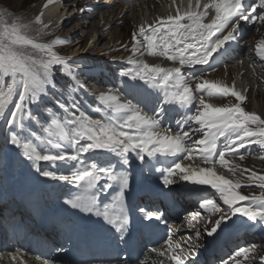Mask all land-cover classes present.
Listing matches in <instances>:
<instances>
[{
    "label": "snow or ice",
    "instance_id": "6c2138e0",
    "mask_svg": "<svg viewBox=\"0 0 264 264\" xmlns=\"http://www.w3.org/2000/svg\"><path fill=\"white\" fill-rule=\"evenodd\" d=\"M259 5L264 8V0H259ZM197 7H199V0H197ZM203 8L204 11L189 10L184 13L177 10L174 16L160 17L153 24L141 25L138 31L132 35V40L135 42L133 51L138 50L137 37L142 36L151 55L166 57L170 61L178 62L181 66L208 65L214 53L226 42L235 39L234 33L239 25L232 24V30L222 38L213 39L216 34L223 32L234 18L241 20L249 18L244 15L243 0H212ZM209 8L214 9L215 15L210 22L205 23L204 17L208 15ZM251 19L253 21L264 20V16H252ZM37 21H39V17H37ZM26 28L27 25L15 20L8 24L0 15V119L6 122L7 131L10 134L6 142L14 146L15 149H19V154L30 162L38 173L50 180L75 184L78 188H86L89 192H94L102 180L110 182L107 186L113 183L118 184L120 191L102 207L97 195L86 197L75 195L66 199L64 203L73 209L102 217L108 225L113 226L119 232H124L129 224L123 193L129 185L130 175L126 169L116 171L113 165L101 166L87 154L110 152L118 158L121 165H129L130 153H135L136 159L143 162L145 158L151 161L157 154L172 156L187 152L191 156L193 152H199V158L203 162L213 164L217 160L218 140L223 137L226 143L223 145V150L218 152V159L219 163L224 165L227 164L224 159L226 155H238L241 149L254 143L264 146V119H261L256 113L245 111L240 103L230 107H214L201 98L200 107L196 110L198 114L188 116L183 121L184 124L194 121L200 125L196 131H203V139L196 142L200 147L189 149L185 147V142L191 139L188 132L180 131L171 135L158 134L154 131L161 125L160 119L155 118L156 116L160 117V108L154 116H148L142 114L130 102L119 103L116 95L101 93L99 99L106 108L110 109L112 115L102 121L91 119L83 111H80L79 115L66 118L65 125L56 123V134L68 142L72 152L68 153L61 145L48 139L47 144L51 147H46L45 154H41L14 129L23 130L25 116L31 115L26 105L38 100L39 95L45 91V85L51 83L49 77L54 66L66 65V61L52 53L50 45L37 43L34 39L22 34V30ZM27 47L46 52L50 58L37 59L23 50ZM256 47L257 56L264 60V51L261 50V45L258 44ZM129 63L133 67L120 75L130 76L133 80L138 79L150 84L153 88L162 89L165 99L161 105L179 104L186 108L195 100L191 88L187 86L181 75V67L165 68L158 64L150 66L131 58ZM6 77H10L11 82L5 85ZM194 78L199 79V77ZM196 90L207 91L209 95L228 96L230 94L236 97L237 101L246 99L241 93L208 80L197 83ZM17 94L18 99H14ZM13 103L14 107L8 114L9 105ZM60 107L64 108L65 106L61 104ZM73 107L76 106L73 105ZM65 111L67 112V108ZM249 125H255L256 128H250ZM66 126H74V128L69 132L65 131ZM44 132L48 133L49 137L53 135L48 127L44 128ZM81 141L84 142L81 143ZM54 149H58V151H54ZM241 158L243 157L241 156ZM40 162L53 166L68 162L74 164L75 168L70 175L57 174L54 170L41 171ZM175 170L182 173L180 180L210 186L218 194L223 204L228 206V212L215 221L214 226L207 233L208 235L216 233L226 220L237 214L251 221L264 223V195L248 197L240 194L237 191L242 187L239 182L233 183L225 177L217 175L212 167L186 170L179 163H174L173 167L163 170L166 175H164L162 183L166 187L174 183L170 176L174 174ZM249 181L253 184L259 181L258 186L264 189V175L251 172ZM238 202H244L245 206H239ZM199 207L220 211L213 199H203ZM140 213L149 222L153 218L162 219V214L154 215L151 212H146L143 208L140 209ZM197 236H199V232H197ZM174 247L180 248V245L177 244ZM250 247L254 248L255 245ZM153 251L160 250L153 249ZM192 251V248L186 251L180 249V252L175 254L173 246L169 245V252L174 253L170 255V259L175 264H186L187 257L192 254ZM249 251L250 248H240L235 255L239 257ZM160 254L165 255L166 253L160 252ZM43 264H51V261L45 259Z\"/></svg>",
    "mask_w": 264,
    "mask_h": 264
},
{
    "label": "rangeland",
    "instance_id": "374dc122",
    "mask_svg": "<svg viewBox=\"0 0 264 264\" xmlns=\"http://www.w3.org/2000/svg\"><path fill=\"white\" fill-rule=\"evenodd\" d=\"M68 1L70 0H66L64 2L61 0H0V10L5 11L4 15H7V12L10 15H13L14 16L13 19L15 21H19L20 23H23L25 25H27L26 19H29L30 24H32L33 26L30 29V27L27 25V28L22 30V34L29 36L30 38L34 39L35 42L37 43L50 45L51 52L59 57L64 58L65 60L70 57L80 56L81 54H82L81 56L90 57V55H94L96 51L105 52V51H109L111 48H112L111 50L113 53L123 52L115 48L116 45L114 46V42L117 41L119 38L123 39L124 37L127 36L128 29L129 27H131V24H129V19H131L130 17H133L132 16L133 14H131V12H129L127 15H124L122 17V20H118L116 19L120 17L118 16V14L123 13V11L120 10L122 6H112V7H108V9L100 10L101 13L97 12L99 16L96 18V16H94L96 14L93 12L92 7L89 6L91 5L90 2L86 3V2H82V0H76L77 2H74V0L73 1L71 0L70 2ZM63 4H69V5H67L64 8ZM54 5H58L57 6L58 8H56L57 10H54V12L50 16H47L48 11L51 8H53ZM134 5L137 8V3H134ZM22 12L26 13L24 14L25 16H27L26 18L20 15ZM91 14L93 15V20H94L93 22L95 25L97 24V27L96 28H94V26L92 27L91 25L93 23H91L89 27L83 24L84 27H81L82 28L81 30L80 26H78L79 24L78 25L76 24L82 21L79 18H81V16H84V18L86 19ZM0 15L2 14L0 13ZM4 15L2 16L4 19H6ZM36 15H38L39 21H37ZM134 15H136V13H134ZM20 16H22L24 19L20 20L19 19ZM60 17H64L65 21L63 20L62 23L54 26V22ZM102 18L104 22L108 21L111 23V27L107 31H105V27L100 26ZM117 20L119 23L117 22ZM6 21L8 22V24L12 23L11 21H8L7 19ZM62 26H64L62 28L64 31L63 30L62 31L67 32V34L66 33L62 34V32L59 33L57 31V29ZM102 28H103V31H102ZM92 32H94L96 35H98V33L102 34V38L100 36L102 40L99 39L101 41L100 42L101 47L99 46L98 49H94L95 47L90 46L89 42L96 38L95 34H93ZM82 35L87 36V39L86 37H84V39L83 38L81 39ZM90 35L91 37H89ZM127 38L129 41L130 35H128ZM123 40L126 42V38ZM121 47L128 48L130 47V45L127 43H123ZM23 50L26 53L32 54L37 59H49L50 58V56L47 55L46 52H41L39 50L32 49L31 47H27ZM141 60H143V58H141L139 61ZM69 64L66 62V65L54 66V71L50 75L49 79H51V76H54L57 73L60 67L61 68L64 67L68 72V76H71V75L76 76L71 82L74 85V88L76 89L78 88L77 81L81 82V80L77 79V74L80 73L82 76L85 75L86 77H83V78L88 80L89 76L93 73V71L88 68H80V67H75L74 69H72L69 67L70 66ZM77 70H80V71L78 72ZM103 80H104L103 76L97 77V80L94 81L95 87H98V88L101 87L100 89H102ZM56 81H60V84L56 85L54 82H53L54 84L49 83L48 85L49 89L48 90L45 89V91L42 94L43 96L47 97L48 103L54 104L56 108L57 107L60 108L61 104L65 106V103H60V101L61 100L66 101L65 98L63 97V93L59 89V86L63 85L64 79L59 78V75H57ZM9 82H11V79L5 80V85ZM253 87H257V86L254 85ZM246 88L247 86L245 84V89ZM115 91H117V89ZM257 96L260 97V95H257ZM14 99H18V94L14 96ZM244 102H246V100H244ZM242 105L244 106V104ZM254 105L256 106V109L259 112L260 102L254 103ZM13 107H14V103L9 105L10 110ZM249 109L250 108L248 106L245 107V111L249 112ZM62 110L65 111V108H62ZM59 117H60V113H59ZM6 134L8 136L10 135L8 131H6ZM27 142H30V141H27ZM254 145L256 144L254 143ZM241 165L243 166L242 169H238V168H241L240 164H238V168L235 171H233L231 175L233 177H236L237 179L242 180L243 183H246L245 181L249 179L251 172H255L258 175H264V146L256 150L255 152L250 153V155H246V157L242 158ZM247 193H250V192H247ZM253 253L254 254L252 255V257L258 256L264 253V246L256 247L253 250Z\"/></svg>",
    "mask_w": 264,
    "mask_h": 264
},
{
    "label": "bare ground",
    "instance_id": "6f19581e",
    "mask_svg": "<svg viewBox=\"0 0 264 264\" xmlns=\"http://www.w3.org/2000/svg\"><path fill=\"white\" fill-rule=\"evenodd\" d=\"M61 1H66V0H61ZM71 1V0H70ZM70 1H68V2H70ZM73 1V0H72ZM88 1H91V0H85V2L86 3H88ZM174 1V0H173ZM193 1V0H192ZM74 2H77L76 0H74ZM73 4V3H72ZM174 4V6L176 7V8H178L179 7V4L177 3V2H174L173 3ZM67 5H69V4H63V7L65 8ZM147 5L149 6V9H147L148 10V12L150 11V12H152V5H154V4H152V3H150V2H147ZM58 5H54L53 6V8H51L49 11H48V13H47V16H50L53 12H54V10H57L56 8H58L57 7ZM189 6V5H188ZM194 6V5H193ZM192 6V7H193ZM191 7V8H192ZM168 8H169V10H170V12L173 10L172 8V5H167V4H165L164 5V11H163V13L164 14H166V15H168L170 12H168ZM81 9V8H80ZM135 9H136V7H135ZM127 11L128 12H131V10H129V9H127ZM127 11L124 13V15H127L128 13H127ZM145 12H147V11H145ZM153 12L154 13H156V12H158V10H156V9H153ZM101 13V12H100ZM24 14H26V13H24V12H22L20 15H22V16H24L25 18L27 17V16H25ZM22 16H20V20H23L24 18L22 17ZM81 16V15H80ZM109 16V15H108ZM97 18V17H96ZM153 18H155V15H154V17ZM73 19V18H72ZM79 19H81L82 21L80 22V23H76L78 26H80V29L82 30V28L81 27H84V25H87V27H89L90 25H91V23H93L94 24V20H93V15H89V17L88 18H84V16H81V18H79ZM103 19V18H102ZM152 19V18H151ZM8 21H14V19L13 18H11V19H7ZM27 20V25L30 27V29L32 28V24H30V21H29V19H26ZM63 20L65 21V19H64V17H60V18H58L55 22H54V25H58V24H60V23H62L63 22ZM4 21L6 22V23H8L7 21H6V19H4ZM43 22V21H42ZM40 23V22H39ZM41 24V23H40ZM84 24V25H83ZM91 25L92 27L94 26V28H96L97 27V24L95 25ZM42 25V24H41ZM106 25H109L108 26V28H106ZM100 26L101 27H105V31H107L110 27H111V23L110 22H104L103 21V24H100ZM64 26H62V27H59L58 29H57V31L60 33V32H62V34H64V33H66L67 34V32H63L64 30L62 29ZM79 28V27H78ZM79 29V30H80ZM63 30V31H62ZM102 31H103V28H102ZM71 32V31H70ZM78 32V31H77ZM74 33H76V32H74ZM93 34H95L94 32H92ZM87 35H89V34H87ZM128 35H130V33H129V31L127 32V36ZM95 36H96V38L95 39H93V40H91L89 43H90V46H92V47H95L94 49H98L99 48V46L101 45L100 44V40L99 39H101L102 38V34L101 33H98V35H96L95 34ZM100 36H101V38H100ZM127 36L126 37H124L123 39H125L126 38V41H128V38H127ZM84 37H86V39H87V36H85V35H82V37H81V39L83 38L84 39ZM89 37H91V35L89 36ZM89 40V39H88ZM102 40V39H101ZM101 47V46H100ZM142 47V46H141ZM146 49H147V46H146ZM79 51V50H78ZM140 55H142L143 53L142 52H140L139 53ZM143 57H144V60L145 61H147V62H149V63H153V62H156V63H158V59L157 58H155L154 56H150V55H147V56H144L143 55ZM163 65H169V64H164V62H161ZM91 70L96 74V76L97 77H99V76H103L101 73H97V70H94L93 68H91ZM256 71H260L259 73H258V75H259V77L260 78H263L264 79V64H262V65H260V68H256ZM83 77H86L85 75H81L80 73H78L77 74V79L78 80H81V82L83 83V85L85 86V89H90V88H92V85H93V87H95V83H94V81H96V79H94V81H92L91 83H88V82H86L85 80H84V78ZM249 78H251L250 76H249ZM253 78H254V76L251 78V81H252V84H255V81H253ZM101 81V80H100ZM103 82H104V80H103ZM102 82V83H103ZM257 88H258V90L256 91V97L257 98H261V101H260V111H261V115L263 114V116H264V82H262L261 80H258L257 81ZM95 88H98V87H95ZM101 88V87H100ZM257 95H260V97L259 96H257ZM95 96V95H94ZM258 101V100H257ZM1 129H2V126H0V131H1ZM16 130V129H15ZM5 140L3 139V137H1V134H0V149H4V147H5ZM10 147H13L14 148V146H11L10 145ZM19 152H20V150H19ZM11 156H13V157H11L12 158V160H13V162H14V164H13V166L11 167V171H13L15 168L16 169H20V167H21V159L22 158H24L23 156L21 157V159H20V164L19 165H17V164H15V156L14 155H11ZM19 174H18V172H17V170H15V175H14V178L15 177H17ZM61 190V188L60 187H54V189L52 190V192H51V194L52 195H54V194H56L57 192H59ZM244 217H242V219H243ZM249 220V219H248ZM248 220H244L243 222H247ZM240 222V221H239ZM238 222V223H239ZM233 223V220L232 219H229V220H226L223 224H222V231L224 230V228H229V227H231V224ZM241 224V223H240ZM229 231V233L231 232V229H229L228 230Z\"/></svg>",
    "mask_w": 264,
    "mask_h": 264
}]
</instances>
